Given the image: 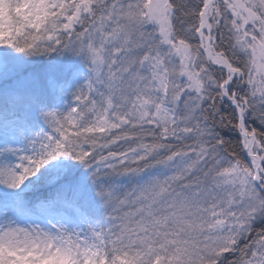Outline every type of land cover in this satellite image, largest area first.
<instances>
[{"label": "snow or ice", "instance_id": "6c2138e0", "mask_svg": "<svg viewBox=\"0 0 264 264\" xmlns=\"http://www.w3.org/2000/svg\"><path fill=\"white\" fill-rule=\"evenodd\" d=\"M0 264H264V0H0Z\"/></svg>", "mask_w": 264, "mask_h": 264}]
</instances>
